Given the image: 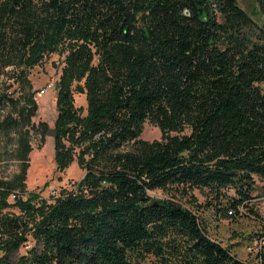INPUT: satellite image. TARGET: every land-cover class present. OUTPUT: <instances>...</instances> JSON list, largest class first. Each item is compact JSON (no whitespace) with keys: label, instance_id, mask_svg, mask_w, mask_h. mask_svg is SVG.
I'll return each instance as SVG.
<instances>
[{"label":"trees","instance_id":"1","mask_svg":"<svg viewBox=\"0 0 264 264\" xmlns=\"http://www.w3.org/2000/svg\"><path fill=\"white\" fill-rule=\"evenodd\" d=\"M253 3L248 13L238 0H0V76L27 84L46 56L65 54L56 170L76 161L85 172L74 191L33 193L13 205L20 215L4 213L24 190L32 149L20 134V175L0 183V264H248L173 195L149 194L206 190L218 214H238L264 182V0ZM9 88L0 118L17 106ZM145 122L159 140L140 139ZM18 126L0 119V132Z\"/></svg>","mask_w":264,"mask_h":264},{"label":"rangeland","instance_id":"2","mask_svg":"<svg viewBox=\"0 0 264 264\" xmlns=\"http://www.w3.org/2000/svg\"><path fill=\"white\" fill-rule=\"evenodd\" d=\"M238 5L246 12H251L255 5L253 0H238ZM261 23V21H257ZM65 54H52L46 56L41 63L29 71L27 84L13 83L7 80L4 75L0 76V91L10 85L9 92L17 106H10L3 110L1 118L7 115L18 121L16 129L7 132H0V183L11 182L17 175H20V162L16 158L18 139L20 134L27 133L28 142L32 149L27 155V169L24 177V190L14 188L13 193L6 197L5 203L9 206L4 213L20 215L16 208L17 202H25L30 194L39 195L42 199L50 200L57 198L66 192L76 189L77 184L84 177L85 172L81 170L74 161L65 171L59 173L55 163L54 139L47 136L48 131H55L56 94L57 82L62 68V60ZM49 85L52 88L40 96L39 92L45 90ZM32 95V96H31ZM32 98V99H31ZM33 100L35 113L29 123L23 122L19 116L21 108L28 113L32 109L30 101ZM73 103L81 113H86L85 95L75 92ZM25 116V115H24ZM43 126L46 133H43ZM140 139L152 142L160 139L159 129L149 122L143 125ZM69 143V142H68ZM77 153L80 148L74 147ZM77 155V154H76ZM77 157V156H75ZM15 194L16 199L11 200ZM155 201L170 199L173 195L176 201L182 203L188 209L197 213L202 225L206 228L209 237L222 246L229 248L233 255L248 264H264L261 254H264V182L255 180V188L251 201L245 203L248 207H240L238 214H218L213 206L216 201L206 190H193L184 195L181 191L169 189L168 191H155L149 194ZM234 192L229 190L228 196ZM208 204V205H207ZM202 206V209L199 208ZM250 209V211H249ZM26 249L22 248L21 253Z\"/></svg>","mask_w":264,"mask_h":264},{"label":"built area","instance_id":"3","mask_svg":"<svg viewBox=\"0 0 264 264\" xmlns=\"http://www.w3.org/2000/svg\"><path fill=\"white\" fill-rule=\"evenodd\" d=\"M52 88V85H49L45 90H41L40 92H39V95L40 96H42V95H44L45 94V92H47L49 89H51ZM11 200L13 201V200H15L16 199V195L15 194H13V195H11Z\"/></svg>","mask_w":264,"mask_h":264},{"label":"water","instance_id":"4","mask_svg":"<svg viewBox=\"0 0 264 264\" xmlns=\"http://www.w3.org/2000/svg\"><path fill=\"white\" fill-rule=\"evenodd\" d=\"M47 136H50L52 138H55L56 137V133H55V131L51 130V131H48L47 132Z\"/></svg>","mask_w":264,"mask_h":264}]
</instances>
